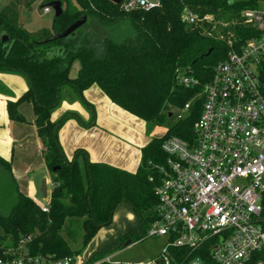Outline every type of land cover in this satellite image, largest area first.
Listing matches in <instances>:
<instances>
[{"label":"trees","instance_id":"trees-1","mask_svg":"<svg viewBox=\"0 0 264 264\" xmlns=\"http://www.w3.org/2000/svg\"><path fill=\"white\" fill-rule=\"evenodd\" d=\"M52 1L61 2L63 13L54 16L51 30L27 31L20 23V8L31 11L37 2ZM261 1L160 0V7L148 11H125L111 0H12L5 6L0 11V72L24 76L29 87L15 102L8 103V113L11 120L23 121L18 107L32 104L52 187L49 201L44 199L49 205L47 213L17 187L12 188L14 197L0 206L8 212H0V256L8 249H17L27 238H31L26 248L32 256L54 260L78 256L102 228L112 224L120 204L133 209L142 225L140 232L128 233L109 249L92 253L87 263L112 264L105 259L125 243L144 240L157 219L158 202L150 177L155 174L153 165L166 161L162 144L170 137L192 139L193 125L203 106L198 96L214 67L258 36L242 12L258 8ZM187 12L200 19L211 16L213 21L188 24L183 19ZM84 16L87 23L73 35L45 42ZM3 36L8 37L6 42H2ZM74 62L79 63V70L71 78ZM183 70L199 79L200 85H180L176 76ZM94 85L124 111L157 125L174 118L173 109L178 112L189 102L191 106L185 118L178 120L176 116L162 137L152 139L141 150V162L134 172L93 162L82 149L68 159L59 131L77 116L67 112L54 122L52 111L60 103L62 88L70 86L94 112L84 97ZM94 118L84 126H93ZM0 167L11 172V164L1 157ZM260 222L264 229V197ZM77 239L82 242L78 250L72 248ZM187 255V250L167 243L159 259L166 257L170 264H182Z\"/></svg>","mask_w":264,"mask_h":264},{"label":"built area","instance_id":"built-area-1","mask_svg":"<svg viewBox=\"0 0 264 264\" xmlns=\"http://www.w3.org/2000/svg\"><path fill=\"white\" fill-rule=\"evenodd\" d=\"M160 0H123L125 11L151 10ZM44 13L52 9L45 7ZM258 36L239 52H230L218 63L198 96L203 99L191 140L167 138L162 144L163 164H154L157 219L147 236L167 238L185 249L182 264H264V229L261 225L264 197V0L256 9L242 12ZM191 25L212 22L187 12ZM177 82L187 88L200 85L186 70ZM191 102L177 112L185 118ZM43 212L48 203L39 204ZM31 238L0 256V264H88L76 256L54 260L32 256L26 248ZM97 261L91 264H101ZM109 262V258L105 259ZM90 264V263H89ZM154 264H170L166 257Z\"/></svg>","mask_w":264,"mask_h":264},{"label":"crops","instance_id":"crops-1","mask_svg":"<svg viewBox=\"0 0 264 264\" xmlns=\"http://www.w3.org/2000/svg\"><path fill=\"white\" fill-rule=\"evenodd\" d=\"M94 86L84 92V97L90 99L89 92ZM28 88V82L24 76L17 73L0 72V157L11 164L9 175L13 179V183H16L15 186L39 205L45 204V198H43L40 191L42 181L45 179L47 184V202L49 201L52 182L44 162L42 143L35 125L33 106L31 103H23L18 107L19 114L24 118L23 121L11 120L8 113V103L15 102ZM99 90L102 92L100 88ZM102 94L104 93L102 92ZM105 97L108 99L106 95ZM87 102L93 107L94 103L91 100H87ZM71 103L68 104L66 101L62 104L59 103L52 111L51 120L55 122L71 110L80 113L86 121L85 124L88 125L93 120L92 109L90 112L77 102ZM110 104V108L115 105L112 102ZM105 124L101 122L97 125L94 122L93 127L89 128L90 126H81L75 119H69L59 131L60 145L66 157L71 159L76 150L82 149L88 153L90 160L93 162H104L126 171H136L141 162V152L135 156L129 145L120 136H117L116 132L107 130ZM111 124L113 127L119 128L113 122ZM79 161L81 162L82 158H79ZM15 170H17V173L20 171L21 174H14ZM38 174H40V177L36 178ZM120 205H124L123 208L130 212L131 216H136L129 205ZM125 205L128 207H125ZM125 209L122 210L127 212ZM114 221L115 218L112 224L102 228L97 236L105 237L107 230L114 226ZM134 232H137V230L135 231L132 228L129 230L126 226L118 229V231L111 234L113 236L111 244L104 248L93 245L94 238L77 258L79 262L86 263L92 253L109 249L122 236ZM108 258L109 262H112L110 256Z\"/></svg>","mask_w":264,"mask_h":264},{"label":"rangeland","instance_id":"rangeland-1","mask_svg":"<svg viewBox=\"0 0 264 264\" xmlns=\"http://www.w3.org/2000/svg\"><path fill=\"white\" fill-rule=\"evenodd\" d=\"M11 1L12 0H0V11ZM46 5H48V3L43 4L37 2L31 11H28L23 7L20 8V23L30 33H39L44 30H51L54 12L52 10L50 13H44L43 9ZM78 69L79 63L74 62L70 70L71 78H74L77 75ZM89 94L90 99L85 96V100H91L94 103L93 104L91 102L94 108V122H96L97 125L101 124V122L106 123L105 128L110 132H116L118 134L117 136H120V138L129 145L135 156L140 154L141 150L147 146L152 139L162 137L166 133L169 126L176 120L175 117L177 116V111L175 109L171 111L172 114H174V118H168L166 123L157 125L153 122L144 121L115 105L113 108H110L109 105H111V102L104 94H102L97 86H94ZM60 99V104L65 101L68 102V104H72L71 102H77L85 110L91 112V108L76 96L70 86H64L62 88ZM68 112H73L77 116L75 118H71L70 120L75 119V121L80 123L81 126L85 127L84 124L86 121L80 113L71 110ZM98 118H100V120H98ZM112 122L119 128L117 129L113 127L111 124ZM91 127L93 126H90L89 128ZM14 174L21 173L20 171L17 173V170H15ZM39 177L40 174L36 176V178ZM16 178L14 177V179ZM12 181L13 179L9 175V172L0 167V206L6 205L14 197V195L12 196V188L13 190L15 189L16 183L14 184ZM123 207L124 205H119L116 209L114 226L107 230L105 237L96 235L95 239L92 241L93 245L100 246V248L109 246L113 238L111 234L124 226H126L129 230L132 228L133 230L140 232L142 225L139 219L136 216H131L130 212ZM125 207L128 206L125 205ZM122 209H125L127 212ZM6 210L7 209L0 208V212L4 215L8 213H6ZM167 241V238L147 236L144 240H139L129 246L123 247L121 250L111 255L112 258L110 256V259L112 262H115L112 264H154L161 256ZM81 246L82 242L80 239H77L76 243L72 244V248L77 250L80 249ZM82 252L83 250L79 255H81Z\"/></svg>","mask_w":264,"mask_h":264},{"label":"water","instance_id":"water-1","mask_svg":"<svg viewBox=\"0 0 264 264\" xmlns=\"http://www.w3.org/2000/svg\"><path fill=\"white\" fill-rule=\"evenodd\" d=\"M111 1L114 4L119 5V4H121V2L123 0H111ZM45 7H50L54 12L55 17H60L63 13L62 4L59 1H52V2L48 3V5L44 6V8ZM86 23H87V18L84 16L81 19H79L78 21L74 22L72 25H70L63 33L55 34L52 37H50L49 39H47L45 42L67 38L68 36L73 35L78 29H80ZM7 40H8L7 36L2 37V42H6ZM55 170H56V168H54V171ZM40 191L42 193L43 198H46V196H47V184H46L45 179L41 183ZM129 245H130V241H128L124 246L126 247Z\"/></svg>","mask_w":264,"mask_h":264}]
</instances>
